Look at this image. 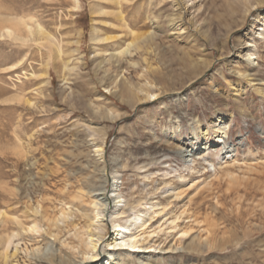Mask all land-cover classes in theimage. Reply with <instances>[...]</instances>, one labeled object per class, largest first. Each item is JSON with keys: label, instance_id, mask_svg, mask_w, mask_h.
<instances>
[{"label": "rangeland", "instance_id": "374dc122", "mask_svg": "<svg viewBox=\"0 0 264 264\" xmlns=\"http://www.w3.org/2000/svg\"><path fill=\"white\" fill-rule=\"evenodd\" d=\"M235 1L256 2L0 0V264L122 241L161 251L151 264H264V37L249 77L230 70L257 14L231 29ZM102 175L106 216L87 182Z\"/></svg>", "mask_w": 264, "mask_h": 264}, {"label": "bare ground", "instance_id": "6f19581e", "mask_svg": "<svg viewBox=\"0 0 264 264\" xmlns=\"http://www.w3.org/2000/svg\"><path fill=\"white\" fill-rule=\"evenodd\" d=\"M255 1L256 2H254L252 5H247V8L245 10H242V8L240 7V3L235 1L234 3L230 4V6L228 7V10H227V15H228V17L230 19V22L228 23L230 28L231 27L232 28L233 27H242L246 23V18L249 16V14L254 9L257 10L255 22L251 23L250 24V29L245 30L237 38V45H236L237 48H236V53L234 55L235 58H234V60H231V62H230V64L232 65V68L230 70H232L233 72H235L238 75L245 76V77H249L251 75V71L254 70V67H253L252 64H253L254 60L257 57H253V53L252 52L255 50V48H257L256 38L264 37V33H262V32H264V11H262V9L264 8V0H255ZM238 16H240L241 19H238ZM177 18H180V14H178ZM177 18L170 19V21L173 24V30L175 31L174 34L180 33V29H181V28H176L175 25H174L175 20ZM256 22H257V25H261V27H257V29H256ZM254 28H255V33H254ZM257 33H259V34L257 35ZM256 35H257V37H256ZM235 62H237V63L240 62L241 65L235 67V65H234ZM198 63H200V62L196 61V65ZM202 65H203V67L205 66V68H207L209 63L204 62V64L202 63ZM190 88L191 87H189V89ZM171 91H174V89L171 90ZM130 92L131 91H129L128 89L125 90V94L126 95H129ZM151 93H152V91L149 88L148 92H147V98L149 100H151L153 97L158 98L160 95L166 94L165 91H162L160 94H155V93L151 94ZM215 120L217 122L219 121L221 123L224 122V120H225L224 115L219 114L218 116H216ZM222 137H224V136H222ZM222 137L219 140L221 142H222V139H223ZM189 155H190V153H189ZM4 182H6V181H4ZM87 182L90 183L94 187V189L95 188L98 189L99 192L93 194L92 197H95V199L98 200V201H96V202L94 201V202L96 204H99L103 208V211L106 213L105 216L108 215L109 211L117 209L116 208L117 205H115V206L113 205L112 197L109 195L110 191L108 190V188H109L108 177L102 175L100 178L96 179L95 177H91L90 176V178L87 180ZM72 186H77V185H75L74 182H72V183H70L69 188L72 187ZM74 191L75 190H69L68 192H63V190H62V192L58 193L59 196L56 197V198H62L63 197L65 200H66V198H68L69 201L67 203L75 204L76 202L73 199H71L72 197H70L71 194H73ZM50 198L53 201L56 200V198H54V197H48L47 200L49 201ZM52 200H50L49 202L51 203ZM114 202H116V201H114ZM47 212H48V210H47V208H45L43 210V215L47 216L49 214ZM36 213H37V211H36ZM118 217L119 216H116L112 220L113 221V226H114V236H115L114 238H116V239H118V237H123L124 238V235L126 233H128L129 227L131 225L129 221H121ZM152 219L153 218H151V220ZM102 220H104V218ZM105 220L108 221V218L105 219ZM80 223L81 222H79V223L78 222L77 223L73 222V223H70L69 226H72V228L74 229V228H77V226ZM145 223H146V221L143 223V225ZM91 225H92L91 222H89V223L86 222L85 225H82L79 228L87 227V229L90 230L92 228ZM49 229H50L49 230L50 234H52L54 232L52 226H49ZM57 230H59V232H61V229L59 227H57ZM90 234H92V229L90 230ZM120 234H121V236H120ZM54 235L56 237H58V235H56V234H54ZM126 237H128V236H126ZM98 243L99 242L94 243L93 247L90 250H98ZM127 244L128 243H125L124 241H122V242L118 243L117 248H118V250H127L128 253H125V254H126V256H130L131 252H136L135 251L136 250V245L131 246L133 248L129 249ZM149 247H152V246H149ZM81 249H82L83 252H85V250L83 248H81ZM146 250L147 249L140 250V251L138 250L137 252H140L138 254V256L137 257L133 256L132 258H130V257H126V256L122 255L121 253L111 252V251L106 252L107 254L103 253V255H102V252L99 249V251H97V255L94 256L93 261L85 260V261H81V262H78V263H75V264H126V262L135 264V261H137L138 264H151L149 262V260H150V257H151L152 254H149V256H148V255H146V253L147 252H154V251H152V250L146 251ZM160 252L161 251H156L154 253H160ZM168 252H170V251L167 250L166 253H168ZM85 253H89V251L85 252ZM100 255H101V257H100ZM85 259H87V258H85ZM39 261L41 263L49 264V263H46L45 260H43L42 258H40ZM52 262L54 264H68L69 261L67 262V260L65 258L59 257L58 255H55L52 258ZM71 264H74V263H71Z\"/></svg>", "mask_w": 264, "mask_h": 264}]
</instances>
